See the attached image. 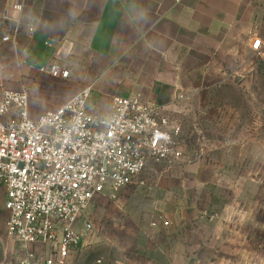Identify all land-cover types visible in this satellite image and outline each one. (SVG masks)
Here are the masks:
<instances>
[{
  "label": "rangeland",
  "instance_id": "374dc122",
  "mask_svg": "<svg viewBox=\"0 0 264 264\" xmlns=\"http://www.w3.org/2000/svg\"><path fill=\"white\" fill-rule=\"evenodd\" d=\"M233 26L203 53L181 50L171 93L147 97L165 105L179 126L181 155L97 199V241L73 264H264V56L250 49L253 38L264 37V0H242ZM7 49L2 64L10 78L18 53ZM28 54L22 48L21 56ZM44 74L20 78L29 79L36 113L53 107L41 102L61 98L53 93L59 79ZM0 239L1 264H24L1 196Z\"/></svg>",
  "mask_w": 264,
  "mask_h": 264
},
{
  "label": "built area",
  "instance_id": "2783aa9c",
  "mask_svg": "<svg viewBox=\"0 0 264 264\" xmlns=\"http://www.w3.org/2000/svg\"><path fill=\"white\" fill-rule=\"evenodd\" d=\"M15 2L2 13L0 58L15 47L23 30L36 31ZM250 49L264 56V37ZM0 65V196L7 232L24 264H73L78 252L95 243L91 208L102 196H115L151 165L172 161L180 128L165 105L140 92L99 96L93 85L61 104L34 112L31 89L7 86ZM68 80L71 69L59 61L40 67Z\"/></svg>",
  "mask_w": 264,
  "mask_h": 264
},
{
  "label": "crops",
  "instance_id": "0c3cea01",
  "mask_svg": "<svg viewBox=\"0 0 264 264\" xmlns=\"http://www.w3.org/2000/svg\"><path fill=\"white\" fill-rule=\"evenodd\" d=\"M15 2L24 4L23 17L36 31L23 30L18 44L7 47L18 53L9 67L11 79L5 76L7 86H29L22 75L39 73L58 58L72 70V78L57 81L53 93L60 99L40 104L53 107L90 84L107 101L131 92L164 99L178 75L174 68L181 50L203 53L206 45L226 40L242 5V0H0V28L5 26L3 11Z\"/></svg>",
  "mask_w": 264,
  "mask_h": 264
},
{
  "label": "water",
  "instance_id": "95a60500",
  "mask_svg": "<svg viewBox=\"0 0 264 264\" xmlns=\"http://www.w3.org/2000/svg\"><path fill=\"white\" fill-rule=\"evenodd\" d=\"M4 260V245L0 239V264L3 262Z\"/></svg>",
  "mask_w": 264,
  "mask_h": 264
}]
</instances>
